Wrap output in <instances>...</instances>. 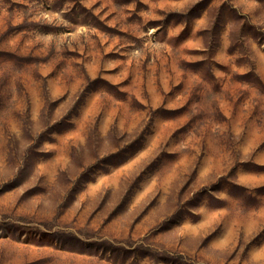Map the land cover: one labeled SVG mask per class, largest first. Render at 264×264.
Wrapping results in <instances>:
<instances>
[{
    "label": "rangeland",
    "instance_id": "374dc122",
    "mask_svg": "<svg viewBox=\"0 0 264 264\" xmlns=\"http://www.w3.org/2000/svg\"><path fill=\"white\" fill-rule=\"evenodd\" d=\"M0 264H264V0H0Z\"/></svg>",
    "mask_w": 264,
    "mask_h": 264
}]
</instances>
